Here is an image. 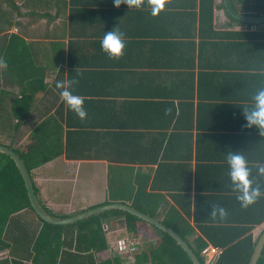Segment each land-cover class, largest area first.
<instances>
[{
  "label": "crops",
  "instance_id": "1",
  "mask_svg": "<svg viewBox=\"0 0 264 264\" xmlns=\"http://www.w3.org/2000/svg\"><path fill=\"white\" fill-rule=\"evenodd\" d=\"M223 1L216 0L210 26L202 22L201 0H165L163 10L156 15L152 14L154 0H139V7L124 0L118 6L114 0H0V56L8 62L7 69L0 68V93L6 92L2 98L5 116L11 114L18 99H24L26 84L31 87L30 78L22 77L35 76L30 114L8 120L6 134L1 123L0 144L7 146L13 141V147L24 149L31 143L35 128L51 118L64 127V143L67 121L73 126L71 132L84 130L86 136L90 133L84 147L71 149V153L64 151L32 171L40 202L51 215L68 218L110 203L132 206L138 189L136 178L152 177L148 185L151 192L160 161L167 162L169 175L178 172L182 188V193L175 188L151 192L163 195V200L152 206L159 205L153 218L162 223L173 206L179 207L172 194L179 195L178 201L186 208L190 200L184 195H192V206L202 204L207 213L211 206L205 196L236 195L227 176L224 154L232 150L241 151L246 158H264L261 149L235 148V132L248 134L257 130L256 134H260L255 127L245 126L241 106L264 86V77L246 75L262 71L259 64L264 56L254 61L255 40L234 33L264 30V22L249 26L233 19ZM233 1L243 13L264 15V0ZM113 28L123 31L127 38L119 58L109 57L100 47L104 31ZM234 44V49L227 50ZM248 60L254 67L248 66ZM230 61L238 64L235 73L240 75L224 88L227 77L222 71ZM70 69L74 71L71 79L76 81L75 92L84 97L87 117L83 120L67 108L55 88L56 80L69 79ZM177 90L188 94L179 96L183 100L168 99L166 95ZM230 91L235 98L224 101ZM226 104H235V112H226L221 118L215 107ZM162 110H176V118H168ZM181 115L184 127L177 122ZM178 131L192 136H181L173 143L172 133ZM82 139L78 137L80 144ZM164 155L168 157L166 161ZM177 164L191 166L175 170ZM208 165L209 170L205 168ZM173 182L167 180L165 185L170 187ZM121 220L109 217L103 221L108 247L96 254L101 263L115 254L112 246L119 238L130 235L138 250L155 241L145 232V226L134 236ZM42 227V221L28 210L15 214L3 238L12 243V248L1 247L0 243V264H41L40 258L45 257L43 246L37 252L34 247ZM251 233L255 240L261 238L264 223ZM61 236L67 243L64 238L79 235L77 228L67 227ZM198 236L197 230L191 241ZM66 250L77 253L75 247ZM125 258V264H134V257ZM61 260L62 257L58 264H81L80 259L65 255Z\"/></svg>",
  "mask_w": 264,
  "mask_h": 264
},
{
  "label": "trees",
  "instance_id": "2",
  "mask_svg": "<svg viewBox=\"0 0 264 264\" xmlns=\"http://www.w3.org/2000/svg\"><path fill=\"white\" fill-rule=\"evenodd\" d=\"M200 3L202 22H207L210 24V26H212L214 20L216 0H201ZM222 5L226 7L225 0L223 1ZM74 10L77 12L83 11V9L78 8ZM229 14L233 19L240 21L241 23H246L249 26L253 24H259L255 22L241 20L233 16L230 12ZM235 34L236 36L246 37L249 40H255L254 46L256 48L253 50V60L255 57L264 56V30L259 29L255 31L245 32L237 31L234 33V35ZM234 47L235 44L234 46H230L229 48H227V50H232L234 49ZM231 54L232 53L228 55V58L231 56ZM262 61L263 62L259 64V69H262V71L247 73L246 75H252L254 79H260L264 77V60L262 59ZM246 63L249 67H254L251 60H248ZM224 66L225 71H222V75L224 76V78L227 77L225 79V82H223V86L224 88H226V83H235V75L237 77L238 75H240V73H235V68H237L236 66H238L235 61H230L228 64H224ZM73 72L74 71H71V69L68 71L69 79H71V77L73 76ZM23 78H30L31 87L26 84L28 88H24V99H18V104L13 107L11 114H9L13 118H10L9 115L5 116L6 109L2 107V103H4L2 98L6 96V92L0 93V130L2 129L1 123H3L4 134H6L5 127L8 120L12 121L13 119L15 120L17 118L20 119L23 118L22 115H25L27 117V115L30 114L32 84L34 82L32 81V79L35 80V76L28 74L23 76L22 79ZM6 82H8V79H6ZM228 89H231V87H229ZM28 90L29 94L27 93ZM183 94L187 95L188 93H185L184 90H177L174 92H170V94H167L166 96L169 97L168 99H181L182 97L179 98V96ZM223 98L225 99L224 101L233 99L235 98V93L232 92L229 95L224 96ZM232 101L235 102V99ZM162 108L167 107L163 105ZM215 108L216 115L221 118L226 115V112H235V104H226ZM175 111L176 110H173L168 113V111L162 110V113L167 115L168 118L174 119L176 118ZM183 117L184 116L181 115L178 118L177 122L179 125H181ZM66 125L68 127L67 134L65 135L67 136L66 143L62 141L64 137V127L60 125L59 122L56 121L54 118H51L47 120L45 124L41 123L35 128L33 137H31V143L28 144L24 149L22 147H13V141L7 145L8 147L14 149L20 155L26 167L28 168L29 173L31 174V177L32 171L35 168L43 165L46 162L51 161L59 154H62L64 151H68L69 153H71L72 151L77 150L79 147H84V145H86L85 142L89 137L90 133L88 136H86L84 130H79L78 132L77 130H75L71 132L73 130L71 129V127L73 126H71L68 121ZM11 126L13 125L11 124ZM16 127L18 128V125ZM85 127H87V125ZM180 127H184V125H181ZM16 132L17 131H15V133ZM178 132L179 133H172L171 138L173 143H176L177 140H180L181 136L183 138L192 136L191 133L184 134L182 132L180 133V131ZM257 132V130H254V133L248 134L235 132V148H242L244 150L261 149V151H264V141L261 140L262 138H264V135L256 134ZM15 135L16 134H13V138L15 137ZM81 136L83 137V139L81 140L82 143L80 144L78 137L81 138ZM243 136L246 137L244 140H242ZM72 138L74 140H72ZM69 156L79 157L73 154H69ZM164 158V161L168 159L166 155H164ZM247 159L250 161L249 167L253 169L251 176L252 178H254V184H258L262 188H264V177L258 176L253 167L256 161H264V158L253 157ZM159 163V169L157 173H155V177L153 178L152 191L175 188L179 193H182L180 192V190H182L181 185H178V172H170L169 175L166 172L168 166V164H166L167 162L160 161ZM181 166V164H177V166H175L174 168L175 170H177V168H181ZM186 166L188 167L184 170L190 168L191 165L184 164L182 168ZM205 168L209 170L210 167L208 165L205 166ZM151 178L150 176H138L136 178V184L138 185V189L135 194V199L132 206L145 214H148L152 217H156V212L154 209L157 210L159 205H157L155 208H152V206L155 204L156 201H162L163 195H156L151 193L152 191H148V185L150 184ZM167 180H171V182H173L174 180V185H171L170 187H168V185H165V182ZM33 185L35 193L39 198V188L36 186L35 183H33ZM172 196L179 204V207L173 206L171 214L168 215V217L163 221V223L178 232L183 237V239L189 242L191 248L199 256L200 260L203 263H206V258H204L202 254L203 250L209 245H213L214 247L222 248L224 250L223 254L215 261L214 264H251L257 245L260 241V238L258 240H255L254 235L251 232L257 225H261L264 223V197L258 199L254 204L250 205L247 208H241L239 202L236 200V195L205 196L209 201V206H212V204H221L229 212L227 221L223 224H218L212 222L209 213L204 211L202 204H199L198 206L195 205V207L192 206V195H184L185 198L190 200L189 206L187 208L184 205H181L178 201L180 197L179 195L172 194ZM44 209L49 214H53L45 206ZM22 210H28L32 212L43 223L41 234L36 240L34 247L35 251L37 252V249L43 246L45 257L42 259L40 258L41 264H58L59 258L62 257V262L64 255L66 257H70L71 259H80L81 264H125V261L127 260V258H125L126 256L117 252H115L113 256H111L108 260H105L102 263L99 262L96 257L97 253L104 251L108 247L103 221L105 219H108L109 217H120L122 219L121 223L125 226V228H127L129 232L133 233L134 236L139 233V228L143 229V226H145V228L147 229V231L145 232L152 238H155L154 242L150 241L146 243L134 254V264H195L190 254L183 248L181 244H179V242L171 234L124 210H109L101 214L80 220L76 223L69 224L67 226L55 225L45 222L38 216V214L31 205L27 187L25 185V181L18 166L10 156L0 152V243L2 244L1 247L12 246V243L5 242L3 238L6 237V229L8 231L12 220L15 219V214L19 213ZM208 211L210 212L211 209H208ZM192 218H194V222H191ZM229 223H234L233 225L235 226H229ZM67 227L77 228L79 236H72L70 239L64 238L67 243H63L61 235L64 229ZM197 230L200 232V236L195 239V242H192L191 236L195 234ZM63 246H66V248L63 249L64 253L62 254L60 251ZM73 247H75L77 253H73L70 252V250H66L71 249ZM37 262H39V258L37 259ZM131 264H133V262ZM258 264H264V249L262 251V256L259 259Z\"/></svg>",
  "mask_w": 264,
  "mask_h": 264
},
{
  "label": "clouds",
  "instance_id": "3",
  "mask_svg": "<svg viewBox=\"0 0 264 264\" xmlns=\"http://www.w3.org/2000/svg\"><path fill=\"white\" fill-rule=\"evenodd\" d=\"M124 2L132 6H140L139 0H124ZM114 3L118 6L121 0H114ZM164 5L165 0H154L152 14H158L159 11L163 10ZM126 44L125 33L116 28L104 31L100 39L101 50L109 57L114 58H119L124 54ZM0 68H8V62L2 56H0ZM75 83L74 79L56 80L55 88L59 90V97L67 108L83 120L87 117V110L84 105V97L75 92ZM241 110L246 121L245 126L248 128L255 127L261 135H264V86L257 88L252 93L249 102L243 104ZM224 159L231 188L236 192V200L241 208H247L264 197V188L254 184L251 176L253 169L249 167L250 161L241 151L229 150L224 154ZM253 167L258 176L264 177V161H256ZM209 215L213 223L223 224L227 221L229 212L221 204H212ZM204 264H207V260Z\"/></svg>",
  "mask_w": 264,
  "mask_h": 264
},
{
  "label": "water",
  "instance_id": "4",
  "mask_svg": "<svg viewBox=\"0 0 264 264\" xmlns=\"http://www.w3.org/2000/svg\"><path fill=\"white\" fill-rule=\"evenodd\" d=\"M225 3H226L227 10L233 16H235L241 20L248 21V22H256V23L264 22V15L263 16H256V15H248L246 13H243L236 8L233 0H225ZM0 152L10 156L14 160L16 165L18 166V168H19V170L23 176V179L25 181V185L27 187L28 196H29L31 205H32L33 209L36 211V213L38 214V216L41 219H43L45 222L55 224V225H68V224H73V223H76L80 220L89 218L91 216L101 214V213L109 211V210H124V211H127V212L141 218L142 220L158 227L159 229L171 234L179 242V244H181L183 246V248L190 254V256H191L192 260L195 262V264H204L200 260L199 256L191 248V245L189 244V242H187L185 239H183V237L178 232H176L172 228L166 226L161 221H158L157 219L139 211L138 209L134 208L130 204H124V203L105 204V205L98 206V207L93 208V209H89L87 211H84L82 213L76 214V215L68 217V218H59V217H56V216L49 214L44 209V206L42 205L38 196L35 193L34 185H33V179L31 177V174L29 173L28 168L26 167L24 161L20 157V155L14 149H12L6 145H2V144H0ZM263 249H264V234L260 238V241L257 245V248H256L255 254L253 256V259L251 261V264H258V261L262 256Z\"/></svg>",
  "mask_w": 264,
  "mask_h": 264
},
{
  "label": "built area",
  "instance_id": "5",
  "mask_svg": "<svg viewBox=\"0 0 264 264\" xmlns=\"http://www.w3.org/2000/svg\"><path fill=\"white\" fill-rule=\"evenodd\" d=\"M112 247L114 252L121 253L130 260L133 259L134 254L138 251L137 243L132 239V237L119 238ZM223 252L224 250L222 248H217L211 245L205 248L202 254L206 258L207 264H214L217 257L221 256Z\"/></svg>",
  "mask_w": 264,
  "mask_h": 264
},
{
  "label": "rangeland",
  "instance_id": "6",
  "mask_svg": "<svg viewBox=\"0 0 264 264\" xmlns=\"http://www.w3.org/2000/svg\"><path fill=\"white\" fill-rule=\"evenodd\" d=\"M114 190H111V193L113 194ZM129 237H131L130 235H128Z\"/></svg>",
  "mask_w": 264,
  "mask_h": 264
}]
</instances>
